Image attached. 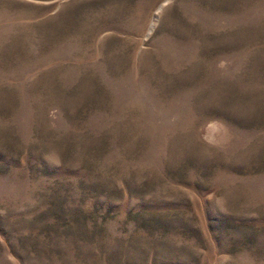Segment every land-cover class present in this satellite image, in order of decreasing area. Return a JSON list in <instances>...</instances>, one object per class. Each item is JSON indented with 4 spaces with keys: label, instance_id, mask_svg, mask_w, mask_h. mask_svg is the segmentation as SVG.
<instances>
[{
    "label": "rangeland",
    "instance_id": "obj_1",
    "mask_svg": "<svg viewBox=\"0 0 264 264\" xmlns=\"http://www.w3.org/2000/svg\"><path fill=\"white\" fill-rule=\"evenodd\" d=\"M0 264H264V0H0Z\"/></svg>",
    "mask_w": 264,
    "mask_h": 264
}]
</instances>
